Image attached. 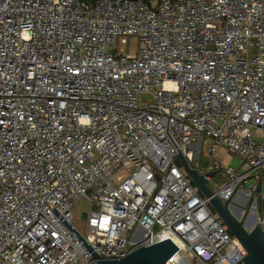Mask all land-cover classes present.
<instances>
[{"label": "built area", "instance_id": "obj_1", "mask_svg": "<svg viewBox=\"0 0 264 264\" xmlns=\"http://www.w3.org/2000/svg\"><path fill=\"white\" fill-rule=\"evenodd\" d=\"M179 155L264 231V0H0V264L240 263Z\"/></svg>", "mask_w": 264, "mask_h": 264}, {"label": "water", "instance_id": "obj_2", "mask_svg": "<svg viewBox=\"0 0 264 264\" xmlns=\"http://www.w3.org/2000/svg\"><path fill=\"white\" fill-rule=\"evenodd\" d=\"M179 160L184 165L194 185L209 200L210 206L228 227L230 233L245 248L247 255L238 264H264V231L260 225H255L257 215L250 216L247 211L243 212L241 209L233 208L230 205V201L223 202L220 198L214 196L208 186L207 178H213L215 172L202 169V174H200L198 170L190 167L182 155H179ZM69 228L72 229L71 227ZM77 236L84 242L81 235L77 234ZM85 246L91 251L88 245L85 244ZM177 251L178 248L173 241L166 240L150 247H140L121 258L105 259L96 254H93V256L97 264H167L168 260Z\"/></svg>", "mask_w": 264, "mask_h": 264}, {"label": "rangeland", "instance_id": "obj_3", "mask_svg": "<svg viewBox=\"0 0 264 264\" xmlns=\"http://www.w3.org/2000/svg\"><path fill=\"white\" fill-rule=\"evenodd\" d=\"M152 1V0H151ZM130 49L131 51H135L136 48H137V40L135 39H132L130 41ZM140 99L143 101V102H148V103H151L153 102V96L152 94H141L140 95ZM208 148V145L207 144H203L202 145V150L203 152H206V149ZM224 167H235V168H239V160L238 158H236V156L228 153L225 149H220L217 154L214 156ZM202 162H208V158L205 157L204 155L202 156ZM186 173V172H185ZM220 175L218 174V176L215 178L216 180H218V177ZM209 186H211V184H209ZM250 185L247 184L245 186V188H248ZM256 196V195H255ZM259 197V196H257ZM232 206H235L237 207L238 209H241L243 212H246L247 211V208L244 207V206H241V205H238V204H235L233 202H231ZM73 211V214L75 216V225L80 229V230H84V223H85V216H84V213L87 211V208L85 206V202L84 201H80L78 202L72 209ZM215 212V211H214ZM216 213V212H215ZM257 215L260 216V213H256ZM217 216H219L217 213H216ZM250 215V213H249Z\"/></svg>", "mask_w": 264, "mask_h": 264}, {"label": "trees", "instance_id": "obj_4", "mask_svg": "<svg viewBox=\"0 0 264 264\" xmlns=\"http://www.w3.org/2000/svg\"><path fill=\"white\" fill-rule=\"evenodd\" d=\"M147 1H148V0H147ZM202 165L205 166V163L203 162Z\"/></svg>", "mask_w": 264, "mask_h": 264}, {"label": "crops", "instance_id": "obj_5", "mask_svg": "<svg viewBox=\"0 0 264 264\" xmlns=\"http://www.w3.org/2000/svg\"><path fill=\"white\" fill-rule=\"evenodd\" d=\"M239 167H240V164H239ZM232 206V205H231ZM233 207V206H232Z\"/></svg>", "mask_w": 264, "mask_h": 264}]
</instances>
